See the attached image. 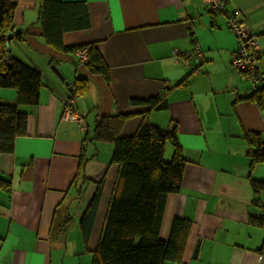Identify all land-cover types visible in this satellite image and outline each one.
Wrapping results in <instances>:
<instances>
[{
  "label": "crops",
  "instance_id": "obj_1",
  "mask_svg": "<svg viewBox=\"0 0 264 264\" xmlns=\"http://www.w3.org/2000/svg\"><path fill=\"white\" fill-rule=\"evenodd\" d=\"M12 1L13 32H26V41L14 38L10 46L17 58L42 70L45 86L37 106H23L27 133L14 152L0 154V178L12 180L10 191H0V264H68L76 253L68 241L79 240L78 222L103 179L89 238L90 252L97 248L119 165L111 141L91 139L96 121L137 112L120 128L122 136H133L149 105L130 100L159 93L167 95L168 106L152 111L150 121L164 128L177 124L187 160L181 189L166 197L161 238L169 239L176 217L192 220L182 260L166 264H264V227L249 223L250 214L264 217V189L252 184V177L264 180V161L251 172L249 156L256 140L264 144V106L252 98L264 88V0H225L239 14L235 24L204 0H61L87 3L92 24L64 33V45L97 41L111 74L109 81L93 77L77 97H68L65 82L48 72L50 56L73 86L77 77L89 75L88 48L56 51L36 24L38 0ZM239 25L249 31L246 39ZM0 98L15 101V90L0 89ZM172 155L167 144L165 159ZM76 174L88 181L71 198L67 192ZM257 196L261 206L254 203ZM75 248L80 252L81 243Z\"/></svg>",
  "mask_w": 264,
  "mask_h": 264
},
{
  "label": "trees",
  "instance_id": "obj_2",
  "mask_svg": "<svg viewBox=\"0 0 264 264\" xmlns=\"http://www.w3.org/2000/svg\"><path fill=\"white\" fill-rule=\"evenodd\" d=\"M38 2L39 17L36 24H39L41 35L50 47L63 54H72L79 49L88 48L84 64L89 75L75 79L72 96L84 95L93 77L109 81L110 68L97 41L81 45L63 43L64 33L91 27L87 3L61 0ZM16 8L12 0H0V89H13L16 93L15 101L0 98V154L14 152L17 139L27 133L28 112L23 110V106H37L45 86L42 70L17 58L16 49H9L11 41L8 34L13 32L15 26ZM12 35L18 42L26 41V32H13ZM55 59L56 57L50 56L49 64L55 63ZM252 98L264 106V88L256 89ZM130 102L133 105H149V109L144 112L146 120L135 135L122 136L120 128L137 112L101 115L92 132V140L111 141L113 144V161L118 163L119 173L98 246L91 251L93 259L90 264H166L167 261H180L190 235L192 220L176 217L169 239L165 240L160 236L166 197L169 193L181 189L187 163L177 124L164 128L150 121L152 111L167 108V95L159 93L149 99H131ZM167 144L173 146V155L168 161L165 159ZM249 154L252 161L250 171L253 172L255 163L264 161V144L256 140L255 149H250ZM86 160L87 158H82L79 172L83 170ZM78 174L67 192L72 195L71 198L74 197L73 193H70L71 188L81 177ZM82 184H85V181ZM97 184L78 222L80 233L76 236L82 242L74 239L68 241V245L71 241L74 243L76 250V253L69 256L68 264H84L82 255L90 252L89 238L104 187L103 179L97 181ZM252 184L256 191L264 189L262 179L256 180L252 177ZM11 188L12 180L1 177L0 191L8 192ZM84 190L81 186L80 191ZM254 203L261 206L262 198L257 196ZM249 216L251 225L264 227L263 216ZM71 221L72 217H69L61 227L64 229ZM79 243L82 246L80 252L75 248Z\"/></svg>",
  "mask_w": 264,
  "mask_h": 264
},
{
  "label": "built area",
  "instance_id": "obj_3",
  "mask_svg": "<svg viewBox=\"0 0 264 264\" xmlns=\"http://www.w3.org/2000/svg\"><path fill=\"white\" fill-rule=\"evenodd\" d=\"M204 4L213 12H223L227 15L229 21L234 24L239 16L237 12L227 9L225 0H204ZM238 29L240 30L242 38L246 39L249 31L243 28L242 25H239ZM70 116H73V113H70Z\"/></svg>",
  "mask_w": 264,
  "mask_h": 264
},
{
  "label": "rangeland",
  "instance_id": "obj_4",
  "mask_svg": "<svg viewBox=\"0 0 264 264\" xmlns=\"http://www.w3.org/2000/svg\"><path fill=\"white\" fill-rule=\"evenodd\" d=\"M61 63V62H60ZM59 63V64H60ZM65 65H67L68 67H70V68H72L73 69V71H72V69H71V71H72V73L74 72V67H73V63H68L67 62V64H65ZM65 69V68H64ZM48 72L52 75V76H55V78H57V79H60L59 77H57V75L55 74L56 72H55V70H54V68L52 67V65H50V66H48ZM54 74V75H53ZM67 74V73H66ZM68 75V74H67ZM79 75H81V74H79ZM74 116V115H73ZM168 161V160H167ZM260 165V169H259V172H260V176L262 177V178H264V164L263 163H260L259 164ZM77 175V174H76ZM75 175V176H76ZM83 180L84 181H86L85 179H82V180H79L78 181V183H77V185H74V186H72V188H71V192L70 193H74V192H77V191H80V187H81V184L83 183ZM85 185L83 186V188L85 189ZM74 195V194H73ZM70 198V197H69ZM69 247H70V252H73V250H74V243L71 241V243H70V245H69ZM86 257H91V259H93V253L92 252H90V253H86V254H83L82 255V258H86ZM77 258L79 259L80 258V256L78 255L77 256ZM83 260V259H82ZM85 262V261H84ZM69 264H71V263H69Z\"/></svg>",
  "mask_w": 264,
  "mask_h": 264
},
{
  "label": "water",
  "instance_id": "obj_5",
  "mask_svg": "<svg viewBox=\"0 0 264 264\" xmlns=\"http://www.w3.org/2000/svg\"><path fill=\"white\" fill-rule=\"evenodd\" d=\"M12 33H13V32H10V33L8 34V39H9V40H12V39H13V35H12ZM10 47H11V46L9 45V49H10ZM52 67L54 68V70H55L57 76L60 78V80L64 81V82H65V85L68 86V89H69V95H68V97H71V95H72V91H73V86L71 85L70 81L66 80V77L64 76V74H62V73L58 70V68H56L55 65H52Z\"/></svg>",
  "mask_w": 264,
  "mask_h": 264
},
{
  "label": "bare ground",
  "instance_id": "obj_6",
  "mask_svg": "<svg viewBox=\"0 0 264 264\" xmlns=\"http://www.w3.org/2000/svg\"><path fill=\"white\" fill-rule=\"evenodd\" d=\"M71 118V117H70ZM164 239V238H163ZM166 240V239H165Z\"/></svg>",
  "mask_w": 264,
  "mask_h": 264
}]
</instances>
